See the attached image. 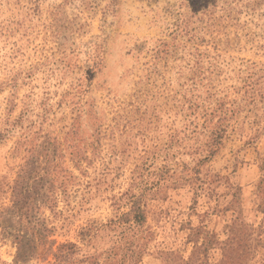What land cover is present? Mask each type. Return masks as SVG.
I'll list each match as a JSON object with an SVG mask.
<instances>
[{
	"label": "rangeland",
	"instance_id": "374dc122",
	"mask_svg": "<svg viewBox=\"0 0 264 264\" xmlns=\"http://www.w3.org/2000/svg\"><path fill=\"white\" fill-rule=\"evenodd\" d=\"M133 204L132 264H221L232 214L264 264V0H0V264H120Z\"/></svg>",
	"mask_w": 264,
	"mask_h": 264
},
{
	"label": "trees",
	"instance_id": "16d2710c",
	"mask_svg": "<svg viewBox=\"0 0 264 264\" xmlns=\"http://www.w3.org/2000/svg\"><path fill=\"white\" fill-rule=\"evenodd\" d=\"M234 215L232 214L229 224L225 227L226 241L215 243L221 247V264H246L243 260L250 255L249 242L256 229L238 220ZM145 223L146 212L139 204H133L128 212L122 213L118 220L115 221V228L119 230L121 235L122 246L127 250L121 255L120 264H132L138 255L141 254L142 250L136 242L144 238L140 237L142 234L144 236L152 234L149 228L144 227Z\"/></svg>",
	"mask_w": 264,
	"mask_h": 264
}]
</instances>
